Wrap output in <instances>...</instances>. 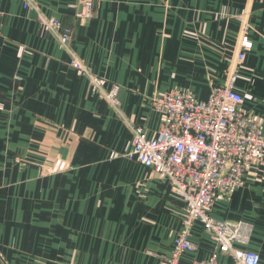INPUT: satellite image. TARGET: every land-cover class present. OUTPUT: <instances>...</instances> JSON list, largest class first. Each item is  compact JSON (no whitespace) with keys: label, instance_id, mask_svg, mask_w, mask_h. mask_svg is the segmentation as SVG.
I'll return each instance as SVG.
<instances>
[{"label":"crops","instance_id":"obj_1","mask_svg":"<svg viewBox=\"0 0 264 264\" xmlns=\"http://www.w3.org/2000/svg\"><path fill=\"white\" fill-rule=\"evenodd\" d=\"M34 2L71 31L73 51L94 74L121 86L126 118L150 138L161 126L154 96L183 89L206 101L213 84H224L240 48L237 18L247 16L253 49L236 67L237 90L264 130V0H95L83 23L78 0ZM24 4L0 0V264H163L185 203L127 157L131 130ZM21 45L29 53L19 58ZM57 159L68 169L40 168ZM211 216L250 224L246 249L264 264V166L220 198ZM191 240L198 251L182 263L214 254L199 222ZM220 263L234 264L225 255Z\"/></svg>","mask_w":264,"mask_h":264},{"label":"built area","instance_id":"obj_2","mask_svg":"<svg viewBox=\"0 0 264 264\" xmlns=\"http://www.w3.org/2000/svg\"><path fill=\"white\" fill-rule=\"evenodd\" d=\"M76 18L88 22L93 18L95 0H78ZM24 9L38 13L39 25L69 54V66L87 80L92 93L104 100L128 126L133 135L132 151L127 154L150 169L161 181L168 182L172 192L185 203L184 222L174 242L173 252L163 264H184L183 256L198 251L192 240V229L199 222L216 246L207 260L188 264H221L220 256L230 257L234 264H262L261 256L246 249L251 240V226L245 222L221 221L211 216L220 199H227L244 186L251 170L264 166V130L260 120L244 108L245 97L237 90L241 66L253 49L251 26L247 16L240 23L239 49L232 60L224 84H213L208 100H199L191 90H174L154 96L153 110L161 115L158 135L128 120L122 110L121 86L94 74L72 49V33L57 18L44 16L34 0H25ZM3 13L0 11V23ZM26 46L18 48V57L28 54ZM18 80H21L17 76ZM47 174L68 169V162L57 159L40 166Z\"/></svg>","mask_w":264,"mask_h":264}]
</instances>
